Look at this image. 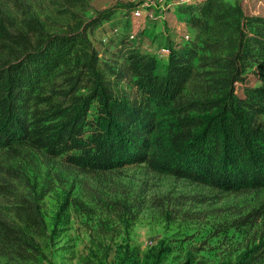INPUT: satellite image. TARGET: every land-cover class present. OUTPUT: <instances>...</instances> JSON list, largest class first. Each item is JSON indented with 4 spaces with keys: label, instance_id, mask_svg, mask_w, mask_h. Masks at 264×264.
Wrapping results in <instances>:
<instances>
[{
    "label": "trees",
    "instance_id": "1",
    "mask_svg": "<svg viewBox=\"0 0 264 264\" xmlns=\"http://www.w3.org/2000/svg\"><path fill=\"white\" fill-rule=\"evenodd\" d=\"M175 8L206 35L205 46L225 51L213 60L214 94L186 91L203 58L192 42L164 61L129 49L118 67H106L135 88L134 97L118 98L87 33L109 19L103 10L79 29H37L0 61V150H41L84 172L144 163L224 191L264 187V16L225 0H186ZM247 68L260 84L238 96L234 83ZM15 216L17 222L0 213V255L30 261L44 232L37 203L25 201ZM263 260L264 240L235 264Z\"/></svg>",
    "mask_w": 264,
    "mask_h": 264
},
{
    "label": "rangeland",
    "instance_id": "2",
    "mask_svg": "<svg viewBox=\"0 0 264 264\" xmlns=\"http://www.w3.org/2000/svg\"><path fill=\"white\" fill-rule=\"evenodd\" d=\"M140 1L0 0V61L37 29H79L109 9V19L87 26V33L118 98L134 97L135 88L106 67H118L129 49L148 52L154 45L192 42L203 58L195 61L200 74L186 91L214 94L213 80L219 75L211 72L213 60L225 51L205 46L206 35L189 26L174 1L165 19L132 17ZM225 1L238 2L246 15L264 16V0ZM259 84L247 68L243 79L234 83V92L242 96L245 87ZM95 110L93 105L90 118ZM28 200L37 203L43 223L44 232L36 237L38 252L30 261L0 255V264H235L264 240V187L224 191L152 171L144 163L84 172L63 156L41 150H0V213L17 222L16 208Z\"/></svg>",
    "mask_w": 264,
    "mask_h": 264
},
{
    "label": "built area",
    "instance_id": "3",
    "mask_svg": "<svg viewBox=\"0 0 264 264\" xmlns=\"http://www.w3.org/2000/svg\"><path fill=\"white\" fill-rule=\"evenodd\" d=\"M174 1V5L182 3L186 0H141L136 6L133 7L131 13L132 17L143 19V21H153L155 18L165 19L166 8ZM154 7H157L156 12ZM130 38L134 39V34L130 33ZM184 40L189 41V35H184ZM183 45L178 44H163L161 46H150L148 52L154 55L159 60H166L171 52V49H181Z\"/></svg>",
    "mask_w": 264,
    "mask_h": 264
}]
</instances>
